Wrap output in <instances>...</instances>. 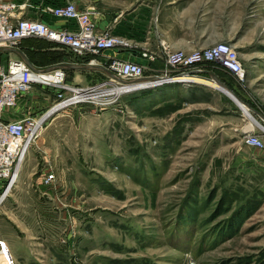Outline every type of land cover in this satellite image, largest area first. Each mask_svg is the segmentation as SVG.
Returning a JSON list of instances; mask_svg holds the SVG:
<instances>
[{"label":"rangeland","instance_id":"1","mask_svg":"<svg viewBox=\"0 0 264 264\" xmlns=\"http://www.w3.org/2000/svg\"><path fill=\"white\" fill-rule=\"evenodd\" d=\"M123 4L119 14L137 13L174 48L231 45L243 72L219 75L245 107L208 77L61 107L45 121L55 98H33L42 129L0 207V236L17 264H264V150L245 142L247 132L264 139V0ZM20 45L45 66L68 56L46 40ZM196 86L205 93L191 103Z\"/></svg>","mask_w":264,"mask_h":264},{"label":"built area","instance_id":"2","mask_svg":"<svg viewBox=\"0 0 264 264\" xmlns=\"http://www.w3.org/2000/svg\"><path fill=\"white\" fill-rule=\"evenodd\" d=\"M33 0L18 2L0 0V58L9 56L10 49H19L22 41L27 39L46 40L70 53L75 58L92 57L88 64H94V58L105 51L116 47L126 48L128 43L120 37L108 32H99L92 20L91 12L80 10L74 3L54 6L50 10L53 19L74 23L76 29H57L49 25L43 16V10ZM30 13L34 14L30 16ZM37 15V16H35ZM4 49V50H3ZM162 55L142 52L141 57L150 64H163L166 70L147 67L134 61L112 58L107 64L109 72L117 78L135 81L145 77L186 76L187 71L206 64H214L230 74L239 76L243 72L241 61L227 43H219L209 48L186 52L171 50L163 45ZM164 73V74H163ZM177 73V74H176ZM160 76V77H161ZM112 90L105 86L90 87L88 89L74 88L67 83V74L62 67L54 70L30 66L23 58L9 59L7 65L0 60V207L6 198V193L18 179L24 158L31 143L37 138L42 129V118H37L33 111L32 90L39 86L50 91L57 104L53 108L63 105V108L84 102L100 101L107 98L108 104L115 103L119 96L142 90L144 84L124 86L117 80ZM120 86L122 93L113 92ZM131 86V88H127ZM142 88V89H141ZM149 88V87H148ZM98 99L86 101H71L80 95H96ZM18 116V117H16ZM41 123V124H40ZM245 142L256 150H264V139L253 132H247ZM55 176H47L46 181L52 182ZM11 191V190H10ZM0 264H17L7 241L0 236Z\"/></svg>","mask_w":264,"mask_h":264},{"label":"crops","instance_id":"3","mask_svg":"<svg viewBox=\"0 0 264 264\" xmlns=\"http://www.w3.org/2000/svg\"><path fill=\"white\" fill-rule=\"evenodd\" d=\"M9 1L18 2L20 0H9ZM33 1L38 4L37 6H40L43 10L47 11V13L45 12V14L41 17H43V19L54 28L67 29L69 31H73L76 29L74 23L64 20L53 19L50 16V10L54 6L71 2L76 4L77 8H79L80 10H88L91 12L92 20L99 32L112 33L115 36L120 37L129 45L126 48L116 47L114 49L105 51L102 55H99L94 58V64L92 65L90 64L82 65L75 63L74 59L71 56H66V59H64L60 64L53 65V67L62 66V65L65 66L64 68L63 67L62 68L66 71L67 83L74 88L88 89L90 87H97V86L107 87L108 85L111 86L112 88L116 86V84L112 83L113 78L107 72L108 71L107 64L109 63V60L112 58H117L125 61L138 62L143 66L148 67L150 66L148 64L149 62L147 59L141 57L142 52L162 55L161 53L163 52V45L167 46L169 49L174 51L187 50L186 52H191L194 50H199V49H194L188 51L190 49L185 48L184 46H176L177 48H174L171 45V43H169V41L166 38H164V36L160 34V32L155 31L149 23L146 22L140 23L138 20H136L137 13L135 14L129 12L126 14L125 13L119 14V12L121 11L124 12L125 10L126 11L130 10L131 6L127 7L128 5L123 4V6L121 7L120 6L116 7L117 0H33ZM119 9L121 10L119 11ZM33 15L34 14L30 13V16ZM56 50H63V49L57 48ZM17 58H22L21 54L14 51H10L9 56L6 54L2 56L0 60L4 65H7L9 59H17ZM29 61L33 65L30 59ZM82 67H87V68H82ZM48 68H52V67L48 66ZM210 73L215 74L221 80V77L219 75L221 73V69L215 68L214 66H211L209 64L202 65L200 68L198 67L195 69H191L187 71L186 76L183 75L179 77L181 78L198 77L200 79L197 78H193V79L208 83L206 80L203 79H206L208 77L212 80L211 76L209 75ZM51 97L54 96L50 91H48V89L46 90L42 89L41 91L36 92L34 88L32 90V95L30 98L31 99L38 98L41 99L42 102L43 101L47 102L48 100H50ZM254 123L258 127L263 129L261 124H259L257 121L254 120Z\"/></svg>","mask_w":264,"mask_h":264},{"label":"water","instance_id":"4","mask_svg":"<svg viewBox=\"0 0 264 264\" xmlns=\"http://www.w3.org/2000/svg\"><path fill=\"white\" fill-rule=\"evenodd\" d=\"M4 50V49H3ZM9 51H14L17 53H20L22 58L30 65L32 66V64L30 63L29 59L27 58V56H25L24 54H22L19 50L17 49H10ZM58 67H65L64 65L62 66H58ZM82 68H87V67H82ZM55 67L52 68H48L47 71H51L54 70ZM108 74L114 79L117 80L120 84L124 85V86H128V85H132V84H141V85H145L142 88L146 87V88H150V87H156L158 85H164V84H169V83H189V82H195V81H179V80H175L176 77H170V78H165V77H159V76H154V77H145L139 80H135V81H126V80H122L117 78L114 74H112L111 72L107 71ZM191 75V74H190ZM212 78V80L217 84V86H219V88L221 90H223L225 93H227L229 96H231L236 102L240 103L241 107H245L244 102L242 100H240L238 98V96L224 83L222 82L215 74L210 73L209 74ZM209 86V85H208ZM141 88V89H142ZM62 108H53L52 110H50V112L45 116L44 121L51 117L53 114H55L56 112L60 111Z\"/></svg>","mask_w":264,"mask_h":264},{"label":"trees","instance_id":"5","mask_svg":"<svg viewBox=\"0 0 264 264\" xmlns=\"http://www.w3.org/2000/svg\"><path fill=\"white\" fill-rule=\"evenodd\" d=\"M27 40H29V39H27ZM25 41V40H24ZM23 42V41H22ZM21 47H19V50L22 52V53H24L30 60H31V62L33 63V65L35 66V67H38V68H43V69H46V68H48V66L49 67H53V65H57V64H60L62 61H58V62H56V63H53V64H51V65H47V66H45V65H43V64H39V63H37V62H35L30 56H29V54H28V50L29 49H32V47H27V46H24L23 47V45H20ZM52 50H55L56 51V49L58 48V46L57 45H55V44H53L52 45ZM59 49V48H58ZM68 53V52H67ZM1 55V54H0ZM68 56H71L73 59H74V62L75 63H78V64H82V65H86V64H88V62H89V60L92 58V57H87V58H75V57H73L70 53H68ZM150 66H152V67H155V66H159L158 64H150V63H148ZM209 65H211V66H214L215 68H218L216 65H214V64H209ZM220 69V68H219ZM222 70V69H221ZM223 81V80H222ZM224 82V81H223ZM177 85V84H176ZM171 88V87H170ZM205 93V92H203L202 90H200L199 88H198V86H196L195 87V89H192L191 91H190V94H189V97H188V99H190V102L191 103H196V102H198L197 101V99H196V96H197V93ZM258 208H255V210L254 209H251V211H249L247 214H245L246 212H244L243 214H242V216H241V218L240 219H238V220H236V225H235V227L233 228L234 229V231H236L240 226H242V224H243V222L248 218V217H250L256 210H257Z\"/></svg>","mask_w":264,"mask_h":264},{"label":"bare ground","instance_id":"6","mask_svg":"<svg viewBox=\"0 0 264 264\" xmlns=\"http://www.w3.org/2000/svg\"><path fill=\"white\" fill-rule=\"evenodd\" d=\"M175 80H179V81H197L196 79H193V78H181V77H178V78H175ZM127 88H131V86H129V87H126L125 89H127ZM122 91H123V88H121V87H118V88H116L115 90H113V92L114 93H116V94H120V93H122ZM99 97H98V94H96V95H91V96H89V95H80V96H76L73 100H71V101H86L87 99H93V100H97ZM63 108V105H61V106H58L57 108ZM53 109V108H52ZM51 109V110H52ZM245 109V108H244ZM247 111V110H246ZM50 112V111H49ZM48 112V113H49ZM48 113H46V115L48 114ZM45 115V116H46ZM10 190L11 189H9L8 191H7V193H6V198L9 196L8 195V193H10Z\"/></svg>","mask_w":264,"mask_h":264}]
</instances>
